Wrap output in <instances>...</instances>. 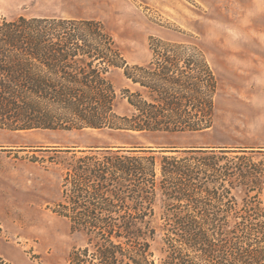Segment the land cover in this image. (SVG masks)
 Here are the masks:
<instances>
[{
  "label": "trees",
  "instance_id": "1",
  "mask_svg": "<svg viewBox=\"0 0 264 264\" xmlns=\"http://www.w3.org/2000/svg\"><path fill=\"white\" fill-rule=\"evenodd\" d=\"M166 53L131 67L101 21L2 19L0 130L119 138L52 149L67 155L55 212L87 238L70 264H155L159 232L161 264H264V147L173 142L214 129L218 79L201 53ZM114 68L134 86L123 111Z\"/></svg>",
  "mask_w": 264,
  "mask_h": 264
},
{
  "label": "rangeland",
  "instance_id": "2",
  "mask_svg": "<svg viewBox=\"0 0 264 264\" xmlns=\"http://www.w3.org/2000/svg\"><path fill=\"white\" fill-rule=\"evenodd\" d=\"M21 16L101 21L131 67L155 63L165 52L182 59L201 53L218 79L214 129L171 140L256 151L264 147V0H0V20ZM108 75L123 111V91L134 86L122 68ZM118 140L108 133L0 130V260L70 264V255L84 249L87 238L55 212L66 174L60 162L67 155L52 149ZM252 157L264 168V152ZM235 193L241 200L242 193ZM157 215L161 225L159 207ZM163 237L159 232L151 242L155 264L165 257Z\"/></svg>",
  "mask_w": 264,
  "mask_h": 264
},
{
  "label": "crops",
  "instance_id": "3",
  "mask_svg": "<svg viewBox=\"0 0 264 264\" xmlns=\"http://www.w3.org/2000/svg\"><path fill=\"white\" fill-rule=\"evenodd\" d=\"M8 259L6 258H2V260H0V264H7Z\"/></svg>",
  "mask_w": 264,
  "mask_h": 264
}]
</instances>
